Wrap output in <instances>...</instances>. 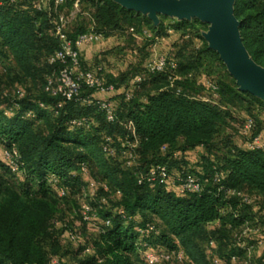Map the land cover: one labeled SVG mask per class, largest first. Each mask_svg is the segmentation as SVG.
Segmentation results:
<instances>
[{
	"label": "trees",
	"instance_id": "16d2710c",
	"mask_svg": "<svg viewBox=\"0 0 264 264\" xmlns=\"http://www.w3.org/2000/svg\"><path fill=\"white\" fill-rule=\"evenodd\" d=\"M32 1L0 0V56L10 58L33 86L18 87L13 97H0V144L3 149L15 148L22 163L21 173H15L4 158L0 160V264H52L54 259L68 264L55 246L51 223L59 212V201L81 187L88 188L90 199L83 203L90 205V221L97 224L98 233L91 246L82 247L92 254L75 264H134L133 255L143 242L163 243L167 250L181 248L184 262L190 258L193 264H206L207 259L211 264L201 246V241L207 245L211 239L217 242L215 252L224 264H231L233 254L243 258L244 250L232 246V234L246 221L264 220L260 215L264 211V151L248 148L243 133L241 145L230 134L219 142L216 139L236 115L243 124L251 117L252 135L261 134L264 100L238 90L204 39L208 23L198 19L165 22L168 18L160 16L155 26L147 16L113 0H79L88 3L91 22L103 37L129 29L144 35L146 29L152 33L150 39L145 37L147 44H153L169 29L180 33L176 50L165 55L167 61H176V69L168 66L152 73L145 64L130 63L114 75L98 63L88 67L80 53L81 70H91L106 85H113L111 92L122 88L107 98L116 113L109 122L94 96L99 92L96 88L82 83L79 94L67 99L48 87V80L56 81L66 66L48 60L60 48L52 28L57 14L72 8L73 2L55 6L51 0L48 10H38ZM234 14L249 56L264 68V0H235ZM86 31L79 26L68 35L74 39ZM218 70L225 78H213ZM174 76L180 79L171 81ZM136 77L141 81L134 84ZM209 81L217 85L216 96L207 86ZM202 90L208 100L200 97ZM125 92H130V98ZM88 98L90 103L84 101ZM80 119H84L82 125H71ZM128 123L134 134L127 129ZM106 136L112 140L107 142ZM131 143H136V161L127 166L123 152L131 149ZM199 147L205 151L191 165L186 155ZM105 148H112L114 154ZM158 164L167 165V181L140 182ZM187 172L199 177L200 192H179L178 174ZM18 176L23 180L15 179ZM91 181L95 182L93 195ZM60 188L65 189L64 196H59ZM233 188L256 195V204L241 205L236 197L228 198L226 192ZM148 224L155 226L154 233L138 232ZM262 259L264 252L253 261L260 264Z\"/></svg>",
	"mask_w": 264,
	"mask_h": 264
},
{
	"label": "built area",
	"instance_id": "2783aa9c",
	"mask_svg": "<svg viewBox=\"0 0 264 264\" xmlns=\"http://www.w3.org/2000/svg\"><path fill=\"white\" fill-rule=\"evenodd\" d=\"M11 2H20L23 0H10ZM72 1L73 7L78 9L79 0H54L55 6L64 4L65 2ZM51 0H33L32 5L38 10H48L50 8ZM92 20V19H91ZM68 23V16L62 11L56 16L52 32L55 37L60 41V48L49 56L48 60L50 63L59 61L65 63L66 66L60 71L57 76V80H48V87L52 89L53 93H61L67 99H71L73 96L79 94L82 83L90 88H96L99 92H111L114 90L113 85H106L103 79L97 76L91 70H81L80 69V47L85 44H91L98 42L103 38V34L97 32L94 28V23L91 22V26L88 31L78 34L74 39L70 38L66 26ZM145 36L152 37V35H147L144 31ZM171 69L177 68V63L174 60L167 61L165 55H160L149 61L146 64V68L150 72L163 71L167 67ZM174 79H180L179 76H174ZM141 81V77H136L133 81L137 84ZM208 88L212 92L213 96H216L217 85L214 82L209 81L207 83ZM19 92V91H18ZM20 95L23 93L20 92ZM130 92H125L126 98H130ZM208 100V98H204ZM84 101L91 102V99H84ZM97 103L105 111L106 119L112 122L116 119V113L113 103L107 98H98ZM42 105V104H41ZM84 119L73 120L71 125H82ZM127 129L134 134V130L131 123L126 124ZM255 127V122L251 117H246L243 124L242 133L248 137L247 147L250 149H260L264 151V137L259 135H252V131ZM105 140L110 142L112 138L106 136ZM131 149L125 150L123 153L125 155V162L127 166H131L136 161V153L134 147L136 143L129 144ZM110 155L114 154V150L105 148ZM3 158L12 172L21 173V159L18 151L15 148L3 149ZM84 169V168H83ZM146 180L150 183L157 181L160 184H164L168 179V169L166 164H158L152 167L146 175L140 177V182ZM218 180V178H217ZM54 181H56L54 179ZM178 190L180 193H196L200 192L202 189V184L197 175L191 172H187L184 175L178 174ZM91 194L93 195L95 189V182H90ZM66 191L64 188H60L59 196H64ZM228 198L236 197L241 205L252 206L256 204L258 197L256 195L249 194L240 189H228L226 192ZM91 208L88 203H82L80 206V213L85 219L90 221ZM118 213L124 216V211L122 209L118 210ZM264 217V211L260 214ZM110 221L106 220L105 225H109ZM138 232L142 235H148L154 233L156 228L153 224H148L145 228L139 227ZM69 240L75 241L77 235L75 232L69 230L66 233ZM232 246L236 249H243V258L237 254H233L230 257L231 264H257L254 262L253 254L255 250H260L261 254L264 252V220L257 219L254 222L246 221L239 230H234L232 234ZM217 248V242L211 239L206 245V252L210 256L211 264H224L223 260L219 258L216 254L215 249ZM139 250H141L142 256L146 264H159L162 262L176 261L177 263H183L186 260V255L183 249L176 248L173 250H158L155 248H150V244L143 242L139 245ZM259 251V252H260ZM85 252H90L87 247ZM52 264H58L57 260L54 259ZM260 264H264V259Z\"/></svg>",
	"mask_w": 264,
	"mask_h": 264
},
{
	"label": "rangeland",
	"instance_id": "374dc122",
	"mask_svg": "<svg viewBox=\"0 0 264 264\" xmlns=\"http://www.w3.org/2000/svg\"><path fill=\"white\" fill-rule=\"evenodd\" d=\"M63 12L68 16L66 31L69 35H72L79 26H82L86 30L89 29V27L91 26V9L88 6V3H79L78 9L74 7H66L65 9H63ZM168 20L169 19H167V21ZM128 31L129 30H126L125 32L116 31L115 33H113L111 37H114V40H111L112 42L109 41L108 44H105L107 48H109L110 46L112 48H109L107 51L101 50L102 52L100 53V55L98 52L97 55L100 58L98 56H94L92 58L94 60V63H98L100 66L104 67L106 71L112 70L116 72L120 68L125 69V64L130 61H136L134 63H142V65H146L149 61L155 59L154 57L158 55H166L168 50L167 48H164V44L157 43L155 46L153 44H147L149 41L147 39H150L149 36H142L141 34L134 32V34L138 37L136 38L133 37L132 34ZM147 35H152V33L148 32ZM121 37H124L123 43L125 44H121L124 45L123 48H120L121 45L115 46L116 41H119ZM145 37H147V39ZM195 41L196 44H199L197 40ZM133 49L137 50V54L133 53ZM87 51L88 49L86 51H83L82 58L85 57L88 60ZM95 53H97V51L94 52V54ZM104 55L107 56L105 57ZM220 76H223L222 70L214 72L213 78L217 79ZM223 77L225 78V75ZM18 87H22L25 90L33 88L31 81L22 78V75L19 74L15 63L10 58L0 56V97L1 95L2 97L4 95H7V97L15 96L18 93ZM235 117V119L230 120L228 124L221 129L220 134L216 139L218 142L221 141V139L227 134H230L234 141H243V121L241 120L240 116L236 115ZM204 151L205 150L202 147L197 148L195 151H191L189 156L187 155L189 161L192 158V162L190 161V164L195 165L199 161L200 155ZM221 152V150H218V153ZM2 155L3 146L0 144V160L3 158ZM22 178L23 177L19 176L15 177V179H18L20 181L23 180ZM88 199H90L88 188L81 187L79 190H76L74 193H71L67 199L60 200L59 212L51 223V230L54 233V236L57 238L55 246L56 248H58L59 255H62L63 260L68 264H75L78 260L86 259L88 258V255L92 254H88V252L83 251L82 247L84 244H88L90 246L93 244V241L98 233V227L97 224L88 221V219H85L80 213V211H78L81 204L86 200L88 201ZM93 202L97 203L96 199L93 200ZM262 219H264L263 216ZM63 229H68L75 232L77 235V239L75 241L69 240L66 234L62 233ZM175 240H177V238H175ZM205 242L206 241H201V246L203 250L206 249ZM152 245L153 244L150 245V248H153L154 246V248L158 250L168 249L163 243H158L157 245L153 246ZM48 251L51 252V249L48 248ZM259 251L260 250H255L253 254L254 260H256L261 254V251ZM133 261L134 264H146L142 256L141 250L138 249V251L133 255ZM206 261V264H209V261L207 259ZM160 264L193 263L192 260L189 258L186 262L183 263L170 261L163 262Z\"/></svg>",
	"mask_w": 264,
	"mask_h": 264
},
{
	"label": "water",
	"instance_id": "95a60500",
	"mask_svg": "<svg viewBox=\"0 0 264 264\" xmlns=\"http://www.w3.org/2000/svg\"><path fill=\"white\" fill-rule=\"evenodd\" d=\"M129 10L147 16L155 26L159 17L198 19L208 23L204 34L235 80L239 91L264 100V68L249 56L234 14L235 0H113Z\"/></svg>",
	"mask_w": 264,
	"mask_h": 264
},
{
	"label": "crops",
	"instance_id": "0c3cea01",
	"mask_svg": "<svg viewBox=\"0 0 264 264\" xmlns=\"http://www.w3.org/2000/svg\"><path fill=\"white\" fill-rule=\"evenodd\" d=\"M163 17H165V16H163ZM160 18L161 17H159V21H160ZM166 18H168V19H176V18H172V17H166ZM176 20H178V19H176ZM165 22H167V19H165ZM132 29H129V33H131L132 34V36L133 37H136V38H138L132 31H131ZM144 31H146L147 33L149 32L148 30H144ZM205 33H207V31L205 32ZM204 33V34H205ZM142 36H145V34L144 35H142ZM145 39V38H144ZM204 39H205V37H204ZM111 40H114V37H111V35L109 36V37H103L102 39H100L98 42H94V43H91V44H85V45H83V46H81L80 47V53H81V57L83 56V51L85 50H87L88 49V51H87V53H88V60L85 58V57H83L84 59V61L87 63V65H88V67H92V66H94L95 65V63H94V60L92 59L94 56L95 57H97L98 55V52H99V55H100V53L102 52V51H107L109 48H112L111 46L109 47V48H107V46L105 45V44H108V42L109 41H111ZM206 40V39H205ZM123 41H124V37H121L120 39H119V41H116V45L115 46H120L122 43H123ZM198 41V40H197ZM112 42V41H111ZM179 42H180V33L178 32V31H175V30H172V29H169L168 30V34L166 35V36H162V37H157L156 38V40H155V42L153 43V45L155 46L157 43H160V44H164L163 46H164V48H167V53H166V55L167 54H171L174 50H176V48H177V44H179ZM199 42V41H198ZM206 42H207V44H208V41L206 40ZM104 44V45H103ZM123 44H125V43H123ZM95 45V46H94ZM209 45V44H208ZM98 46H100V47H98ZM102 46H104V47H102ZM98 47V48H97ZM124 47V45H121V47L120 48H123ZM209 47V46H208ZM107 48V49H106ZM114 48V47H113ZM102 50V51H101ZM154 50V49H153ZM97 51V53H95L94 54V52H96ZM133 51V53H135V54H137V50L136 49H133L132 50ZM155 51V50H154ZM107 54H110V53H107ZM154 55V54H153ZM152 55V56H153ZM105 57L107 56V55H104ZM155 56V55H154ZM158 56H160V55H158ZM158 56H156V57H158ZM99 57V56H98ZM156 57H154V58H156ZM100 58V57H99ZM95 60H96V58H95ZM134 62H136V61H130V62H128L127 64H125V68H126V66L128 65V64H130V63H134ZM106 70V69H105ZM120 70H123V69H118V71H116V72H114V71H110V70H108L107 72H110V73H113L114 75H116V74H118L119 73V71ZM201 82H206V77H205V75H202V78H201ZM122 92V88L119 90V91H116V92H105V93H103V92H96L95 94H94V96L95 97H97V98H108V97H111L112 95H114V94H116V93H121ZM201 94V96L200 97H202V98H206L207 97V95L205 94V91L204 90H202L201 92H200ZM261 118H263V120H264V113L261 115ZM261 135L264 137V129H263V131L261 132ZM236 142V144H239V145H241L242 144V142L243 141H235ZM189 154H190V152H188L187 153V155L189 156ZM187 155H186V158L188 159V157H187ZM189 160V159H188ZM191 162H192V158H191V160H190Z\"/></svg>",
	"mask_w": 264,
	"mask_h": 264
}]
</instances>
